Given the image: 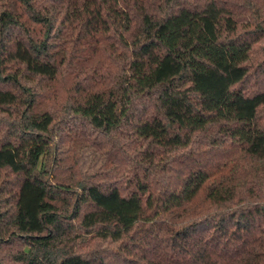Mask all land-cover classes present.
<instances>
[{
  "label": "trees",
  "instance_id": "trees-1",
  "mask_svg": "<svg viewBox=\"0 0 264 264\" xmlns=\"http://www.w3.org/2000/svg\"><path fill=\"white\" fill-rule=\"evenodd\" d=\"M0 264H264V0H0Z\"/></svg>",
  "mask_w": 264,
  "mask_h": 264
}]
</instances>
